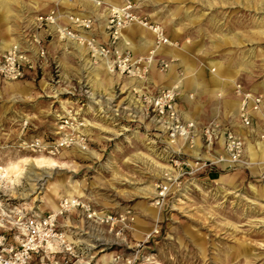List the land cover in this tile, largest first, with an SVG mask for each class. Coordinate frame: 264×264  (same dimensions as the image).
<instances>
[{
  "label": "rangeland",
  "instance_id": "rangeland-1",
  "mask_svg": "<svg viewBox=\"0 0 264 264\" xmlns=\"http://www.w3.org/2000/svg\"><path fill=\"white\" fill-rule=\"evenodd\" d=\"M133 2L173 43L159 51L171 58L167 69L152 65L145 83L179 85L176 105L183 120L193 122V134L171 142L138 106L133 81L87 68L82 49L67 46L66 55L58 52L23 94L8 89L17 80L0 79L7 195L27 213L42 214L75 188L72 195L95 208L129 215L118 237L80 215L59 219L87 264H264V0ZM54 5L103 16L80 0H0V53L7 49L3 41L12 43L33 15ZM132 43L142 53L150 36L136 35ZM236 84L261 96L247 127L238 120ZM67 108L80 109L89 124L86 151L48 155L20 147L34 137L50 139ZM210 122L220 133L240 136L235 164L223 160L221 138L206 145L200 132ZM196 162L205 164L197 168ZM169 175L176 178L169 191L155 198V184Z\"/></svg>",
  "mask_w": 264,
  "mask_h": 264
},
{
  "label": "built area",
  "instance_id": "built-area-1",
  "mask_svg": "<svg viewBox=\"0 0 264 264\" xmlns=\"http://www.w3.org/2000/svg\"><path fill=\"white\" fill-rule=\"evenodd\" d=\"M80 1L88 2L103 12L104 38H100L95 30L97 18L92 12L81 9L60 11L57 5L51 6L22 25L15 40L0 53V79H34L37 72H42L45 66L52 63L47 53L46 39L54 38L81 48L87 68L99 66L107 73L133 81L130 91L137 96L138 106L171 142L192 135L193 122L183 120L176 105L179 85L147 87L145 83L152 65L163 71L171 61V58L159 53L163 47L173 44L163 26L139 12L133 0H119L116 4H106L103 0ZM131 25L150 32L152 43L145 53L136 54L130 50L123 32ZM234 92L239 100V123L247 127L251 111L259 107L261 96L244 91L237 84ZM216 126L213 122L203 126L201 136L207 146L221 138L225 152L223 160L233 165L240 160L242 140L232 130L220 133ZM88 127L80 109L67 108L57 117L50 139L34 137L21 142L20 147L48 155H56L67 149L84 152L89 145ZM195 164L200 168L205 163ZM171 177L169 175L165 177L166 181L155 184V198L166 195L170 182L176 179ZM7 190L8 184L0 165V264H87L86 260L78 257L80 247L62 228L59 219L69 214L80 215L86 223L103 226L116 237L120 235V225L128 218L130 220L126 213L115 215L105 212L77 196L60 197L56 208L46 213H27L22 206L10 200ZM114 225L118 227L114 228Z\"/></svg>",
  "mask_w": 264,
  "mask_h": 264
},
{
  "label": "crops",
  "instance_id": "crops-1",
  "mask_svg": "<svg viewBox=\"0 0 264 264\" xmlns=\"http://www.w3.org/2000/svg\"><path fill=\"white\" fill-rule=\"evenodd\" d=\"M85 3H88V2H85ZM118 3V2H115V4ZM90 4V3H89ZM114 4V3H113ZM1 6L3 7H7L6 6V2L5 1H2L1 2ZM77 9H81V10H84L86 11L85 9H83V7H80V8H77ZM98 17V16H97ZM102 22H103V17L102 15L97 18V21H96V25H95V30L97 32V34L100 36V38H104V35L102 33ZM131 32H133L134 34H130ZM166 32V31H165ZM148 34L150 36V43H149V48L151 46V43H152V36L150 34V32L142 27H139L137 25H131L129 26L128 28H126L123 32V35H124V38L128 41L129 43V48L132 52L136 53V54H141V52H137V51H133L131 49V43H132V40L134 41V38L136 35H144V34ZM167 34V33H166ZM168 35V34H167ZM169 37V36H168ZM170 38V37H169ZM47 41V44H46V48H47V53L49 55V57L51 58V60L54 62V61H57L58 59V52L59 54L61 53V56H64L66 55V51H67V46H71L70 44L68 43H65V42H58L56 39L54 38H49V39H46ZM55 43V44H54ZM11 44V42H7V41H3L2 42V47L3 48H8L9 45ZM53 44V45H52ZM133 44V43H132ZM147 47V49L142 52V53H145L149 48ZM172 56H175V53L173 52H170ZM45 69V68H44ZM43 69V71H44ZM109 74V73H108ZM33 81V79H22V80H17L16 82H13L11 84L8 85V89L11 90V91H15L14 93L20 95V94H23L25 93L24 91L28 88V83ZM171 84V83H170ZM169 84V85H170ZM167 85V86H169ZM262 144H263V151H264V141H261ZM56 208V205L54 207V209Z\"/></svg>",
  "mask_w": 264,
  "mask_h": 264
},
{
  "label": "bare ground",
  "instance_id": "bare-ground-1",
  "mask_svg": "<svg viewBox=\"0 0 264 264\" xmlns=\"http://www.w3.org/2000/svg\"><path fill=\"white\" fill-rule=\"evenodd\" d=\"M18 165H16V164H12L11 165V167H13V168H16ZM7 174H9L8 173V169L6 168V167H2V175H3V177L5 178V180H6V182H8V180L6 179V175ZM38 178H36V180H37ZM58 187H59V185H53L52 186V189H53V192H55L57 189H58ZM74 189L75 188H72L71 190H68V195H69V197H72L73 195H72V190L74 191ZM153 192H151V194H152Z\"/></svg>",
  "mask_w": 264,
  "mask_h": 264
}]
</instances>
